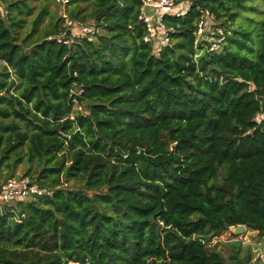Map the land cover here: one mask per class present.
Here are the masks:
<instances>
[{
  "label": "trees",
  "instance_id": "16d2710c",
  "mask_svg": "<svg viewBox=\"0 0 264 264\" xmlns=\"http://www.w3.org/2000/svg\"><path fill=\"white\" fill-rule=\"evenodd\" d=\"M142 1L67 0L96 29L67 46L55 0H0V183L22 164L49 193L0 207V264L251 261L211 242L264 236V17L253 0H189L156 51ZM201 10L225 32L218 53L194 45Z\"/></svg>",
  "mask_w": 264,
  "mask_h": 264
},
{
  "label": "built area",
  "instance_id": "2783aa9c",
  "mask_svg": "<svg viewBox=\"0 0 264 264\" xmlns=\"http://www.w3.org/2000/svg\"><path fill=\"white\" fill-rule=\"evenodd\" d=\"M57 3L66 4L67 0H55ZM176 3V0H143L140 8L139 20L145 25L147 36L145 42H152L156 51L169 43V32L171 28H167L162 22L164 16L181 18L184 17L189 8L190 1L184 0ZM0 15H6L4 6L0 3ZM62 18V33L53 37L58 43L69 46L72 40H80L86 37H93L96 29L93 24H83L78 20H72L64 13ZM194 45L200 44V52L205 50L211 53H218L222 50L225 41L224 30L217 25L214 17L207 11L201 10L200 17L196 23ZM51 39V38H50ZM1 64H4L0 60ZM73 110L82 113V105L78 102L77 96H80L82 90L73 89L72 91ZM73 119V116H70ZM46 190L40 189L37 185L31 184L27 178H9L5 182L0 183V207L9 205L14 201H24L32 196L48 195ZM241 236V235H240Z\"/></svg>",
  "mask_w": 264,
  "mask_h": 264
},
{
  "label": "rangeland",
  "instance_id": "374dc122",
  "mask_svg": "<svg viewBox=\"0 0 264 264\" xmlns=\"http://www.w3.org/2000/svg\"><path fill=\"white\" fill-rule=\"evenodd\" d=\"M180 1L185 2L184 0H176V3L178 4L180 3ZM253 3L254 5H256V11L254 12L253 16L255 17V19L259 18V20H262L264 17V14H263L264 0H253ZM68 7L69 6H67L66 4H62V3L55 4L52 2L50 5V9L52 10V12H56L57 15L60 14V16L66 12ZM242 22H243V25H246L249 28L252 27L251 24L245 21H242ZM260 117H258L257 119L259 120ZM23 169H24V165L22 164L19 165L16 170L14 178H20V177L23 178ZM26 200H29V198ZM232 231L233 229L231 228L228 232L222 233L217 238H214L211 244H214L216 242L220 243V246L217 248L218 251L223 256L228 258L229 250H228V247L226 246L227 243H229L230 241L239 240L241 241L243 247L250 249L252 253V259L249 262V264H264V236H261L254 231L245 230V232L241 236H236L237 238L235 239L234 235L232 234Z\"/></svg>",
  "mask_w": 264,
  "mask_h": 264
},
{
  "label": "water",
  "instance_id": "95a60500",
  "mask_svg": "<svg viewBox=\"0 0 264 264\" xmlns=\"http://www.w3.org/2000/svg\"><path fill=\"white\" fill-rule=\"evenodd\" d=\"M232 229H233L232 234L234 236H240V235H242L245 232L246 227L243 226V225H240V226H237V227H233Z\"/></svg>",
  "mask_w": 264,
  "mask_h": 264
}]
</instances>
